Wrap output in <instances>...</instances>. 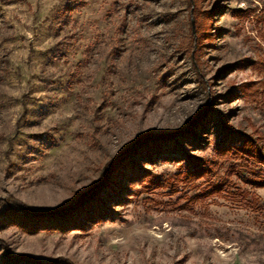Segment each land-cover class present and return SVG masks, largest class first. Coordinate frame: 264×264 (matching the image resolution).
<instances>
[{"label":"rangeland","instance_id":"obj_1","mask_svg":"<svg viewBox=\"0 0 264 264\" xmlns=\"http://www.w3.org/2000/svg\"><path fill=\"white\" fill-rule=\"evenodd\" d=\"M206 111L177 145L219 195L165 143L62 223L5 210L63 208L139 136ZM222 128L264 140V0H0V264H264V188L216 155Z\"/></svg>","mask_w":264,"mask_h":264},{"label":"trees","instance_id":"obj_2","mask_svg":"<svg viewBox=\"0 0 264 264\" xmlns=\"http://www.w3.org/2000/svg\"><path fill=\"white\" fill-rule=\"evenodd\" d=\"M194 8H192V19L194 22L195 39L197 44L200 36L198 33V24L196 20V14L194 13ZM193 42L192 36L190 34L189 39V50L191 49ZM197 49V48H196ZM187 51V54L190 51ZM200 84H202L200 82ZM208 111L202 113L195 121L190 123L186 129L163 135H151L145 134L137 138L138 141L134 143L127 149H124L118 156L113 158V163L106 177H104L105 170L102 172L98 182L90 188L86 193L77 196L70 204L67 206L53 210L51 212H43L31 209L19 202H4L6 205L5 210L14 215H19L24 220H51L56 223L61 222L67 216L71 215L76 209L81 208L87 204L90 200L96 198L97 194L100 193L104 188H107L109 184L113 181L115 176L121 175L123 170L127 167H132L134 165V158L136 156L146 158L147 160H152L153 157L160 153V147L169 143L177 151V155H181L182 161H184V178H187L190 182H194L199 179H203L208 182L207 190L201 192V194H206L208 197L212 195H219L223 192L227 183L224 179H220L217 183H210V177L215 175L213 170V162L205 160L200 157H194L185 155L179 150L177 142L181 141L183 143H191L194 141L195 131H204L205 125L204 117L208 118ZM216 140L214 141V150L218 157L225 158L229 163H233L230 168H236L235 173L240 169L246 173L250 178L246 181L254 188H264V140H252L246 136L238 133H231L229 129L222 128L216 135ZM236 164V165H235ZM236 166V167H235ZM244 179V178H241ZM4 264H40L38 261L32 257L25 255H8L3 256ZM48 264H63L58 261H52Z\"/></svg>","mask_w":264,"mask_h":264},{"label":"water","instance_id":"obj_3","mask_svg":"<svg viewBox=\"0 0 264 264\" xmlns=\"http://www.w3.org/2000/svg\"><path fill=\"white\" fill-rule=\"evenodd\" d=\"M191 32H193L192 21H191Z\"/></svg>","mask_w":264,"mask_h":264}]
</instances>
